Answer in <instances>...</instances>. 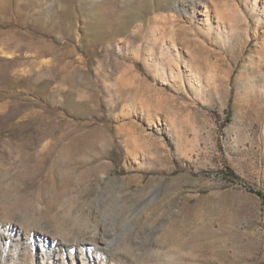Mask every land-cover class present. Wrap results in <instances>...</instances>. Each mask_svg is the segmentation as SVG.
I'll return each instance as SVG.
<instances>
[{
	"label": "rangeland",
	"instance_id": "rangeland-1",
	"mask_svg": "<svg viewBox=\"0 0 264 264\" xmlns=\"http://www.w3.org/2000/svg\"><path fill=\"white\" fill-rule=\"evenodd\" d=\"M0 264H264V0H0Z\"/></svg>",
	"mask_w": 264,
	"mask_h": 264
},
{
	"label": "bare ground",
	"instance_id": "bare-ground-1",
	"mask_svg": "<svg viewBox=\"0 0 264 264\" xmlns=\"http://www.w3.org/2000/svg\"><path fill=\"white\" fill-rule=\"evenodd\" d=\"M216 8H217V7H216ZM86 255H87L88 257H89V256H91V257H92V253H91V254H89V253H88V254H86Z\"/></svg>",
	"mask_w": 264,
	"mask_h": 264
}]
</instances>
